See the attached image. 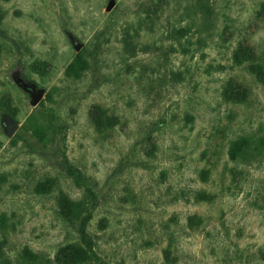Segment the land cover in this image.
Segmentation results:
<instances>
[{
  "label": "rangeland",
  "instance_id": "rangeland-1",
  "mask_svg": "<svg viewBox=\"0 0 264 264\" xmlns=\"http://www.w3.org/2000/svg\"><path fill=\"white\" fill-rule=\"evenodd\" d=\"M0 5V264H59L65 196L95 207L90 264H264V84L234 61L251 34L264 68V0Z\"/></svg>",
  "mask_w": 264,
  "mask_h": 264
},
{
  "label": "trees",
  "instance_id": "trees-1",
  "mask_svg": "<svg viewBox=\"0 0 264 264\" xmlns=\"http://www.w3.org/2000/svg\"><path fill=\"white\" fill-rule=\"evenodd\" d=\"M4 18L5 11L0 5V38H7V35L3 30ZM250 35H245L246 37L243 38V43H240L237 50L234 52V61L237 64L248 62L251 65L252 72L256 73L258 81L264 84V68L259 63V57L252 48L255 43H253L251 38H249ZM14 43L20 48L18 43ZM80 57L81 53L78 55V58ZM226 88L225 94L227 99L234 103H245L251 93V91L244 87L242 83L236 82L233 79H230V81L227 82ZM11 102V98L7 97L1 102V108L3 107L2 109L5 113L14 116L13 111L10 110L12 109ZM248 148L249 144L246 141L233 145L229 152L231 158L235 159L238 156L247 155ZM208 173L209 172L206 171L204 172V175L208 176ZM79 179L80 176H76V180ZM87 191L93 199H96V194L92 190L87 189ZM198 200H210V197L205 193H200L198 195ZM90 204L93 203L90 202ZM94 210L95 207L92 205L90 206L88 203L86 204L81 201H73L67 196H65L64 199H62V202H60V213H62L66 220L75 226L81 240L78 244H71L61 249L60 254L57 257L59 264H90L87 261L98 260V256L94 250L93 242L88 233V226L92 219ZM169 259L170 257L167 258V260Z\"/></svg>",
  "mask_w": 264,
  "mask_h": 264
},
{
  "label": "water",
  "instance_id": "water-1",
  "mask_svg": "<svg viewBox=\"0 0 264 264\" xmlns=\"http://www.w3.org/2000/svg\"><path fill=\"white\" fill-rule=\"evenodd\" d=\"M76 50L79 51V50H80V47L77 46V47H76ZM41 98H42V93H40L38 96H36V97L34 98V101H33V104H32V105H33V106H37L38 103L40 102ZM3 126H4L6 129H8V133H9V136H10V137H12V136L15 134L16 130L18 129V126H17L12 120H10V119H7V120L3 123Z\"/></svg>",
  "mask_w": 264,
  "mask_h": 264
}]
</instances>
